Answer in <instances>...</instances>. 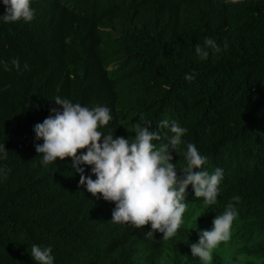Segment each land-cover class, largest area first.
Masks as SVG:
<instances>
[{"label": "trees", "instance_id": "16d2710c", "mask_svg": "<svg viewBox=\"0 0 264 264\" xmlns=\"http://www.w3.org/2000/svg\"><path fill=\"white\" fill-rule=\"evenodd\" d=\"M31 7L32 21L0 23V62L8 65L0 68L7 150L0 264H34L32 244L51 246L54 264H202L189 245L229 202L237 210L230 238L208 264H264V0H32ZM205 36L222 51L201 61L195 45ZM13 58L29 70L12 68ZM56 97L107 106L113 119L98 130L114 137L131 139L144 120L153 131L163 119L177 121L186 132L172 163L179 169L192 143L207 171L222 168L216 204L203 206L189 185L184 223L169 240L146 237L148 224L111 222L114 202L79 185L70 157L39 163L34 145L42 140L32 129L60 108ZM237 195L239 203L231 200Z\"/></svg>", "mask_w": 264, "mask_h": 264}, {"label": "clouds", "instance_id": "9594fccd", "mask_svg": "<svg viewBox=\"0 0 264 264\" xmlns=\"http://www.w3.org/2000/svg\"><path fill=\"white\" fill-rule=\"evenodd\" d=\"M223 2L236 4L240 0ZM0 3L4 5L0 23H27L34 17L32 0H0ZM209 50L212 53L222 51L216 40L208 36L203 38V46L195 45V53L201 61L208 58ZM10 63L18 71L29 70L27 63L21 69L17 58L11 59ZM0 68L7 71V63L0 62ZM196 75L193 71L185 73L183 78L191 82ZM53 101L60 108H51L49 116L32 129L34 139L42 140V143L34 145L40 157L39 163L47 167L56 163L58 158L64 161L65 157H70V168L73 174H79V185L97 199L114 202L111 222L128 224L135 229L148 224L150 230L145 232L146 237H153L154 232H159L162 239L169 240L184 223L189 185L194 197L202 198L203 206L216 204L223 179L222 168L217 167L211 173L207 171L203 167L207 158L192 143H187L182 153L183 165L178 169L176 163H172L171 153H177L186 132L177 121L163 119L153 131L150 130L151 123L144 120L134 125L135 135L131 139L114 137L113 131L104 133L98 130L113 119L107 106L89 108L60 97ZM153 141L160 143L154 144ZM81 149L84 151L78 153ZM6 157L7 150L4 144L0 145V160ZM85 166H88L89 175H85ZM240 199L238 195L231 198L236 203ZM236 216V207L229 202L223 212L213 218L210 229L203 227L197 232V241L195 239L189 245L192 256L202 264H208L214 249L229 240ZM196 229L197 226L192 230ZM29 253L34 264H54L51 246L42 248L32 244Z\"/></svg>", "mask_w": 264, "mask_h": 264}]
</instances>
